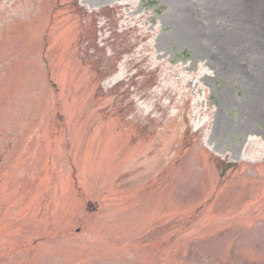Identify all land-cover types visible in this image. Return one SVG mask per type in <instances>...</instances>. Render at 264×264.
Listing matches in <instances>:
<instances>
[{
	"label": "rangeland",
	"instance_id": "obj_1",
	"mask_svg": "<svg viewBox=\"0 0 264 264\" xmlns=\"http://www.w3.org/2000/svg\"><path fill=\"white\" fill-rule=\"evenodd\" d=\"M177 2L0 0V264H264V0Z\"/></svg>",
	"mask_w": 264,
	"mask_h": 264
},
{
	"label": "bare ground",
	"instance_id": "obj_2",
	"mask_svg": "<svg viewBox=\"0 0 264 264\" xmlns=\"http://www.w3.org/2000/svg\"><path fill=\"white\" fill-rule=\"evenodd\" d=\"M172 2L176 7H179L178 12L180 13V16L182 17V21L184 23V24H182V28H183L182 30L184 31V33L187 34L188 38L191 39L190 35H193L195 32H194V27H193L192 23L190 21H188V18H187L188 14L186 13L184 8L182 9V5L179 4L177 2V0H172ZM256 9L257 8L255 7L253 12H256ZM257 16L258 17L264 16V12H262L261 10L260 11L258 10ZM263 20H264V18H263ZM253 34H255V37H247L246 36V40H245V43L243 44V48H242L241 52L244 53L243 55L246 54L247 56L252 57L255 61L259 62L261 66L260 67L258 66L259 67L258 69H259V71H261V69L263 68V65H264V60H263L262 55L259 54V52H261L260 48L256 43L254 44V46H252V47L250 46V41L252 39L257 41L256 31ZM229 35H232V34H229ZM234 71H235V69H234ZM258 75H259V78L256 81L254 87H255V89L258 88L257 90H258V95H259V94H262V92L264 90V72L261 71V73H258ZM258 95L256 94V96H258Z\"/></svg>",
	"mask_w": 264,
	"mask_h": 264
},
{
	"label": "trees",
	"instance_id": "obj_3",
	"mask_svg": "<svg viewBox=\"0 0 264 264\" xmlns=\"http://www.w3.org/2000/svg\"><path fill=\"white\" fill-rule=\"evenodd\" d=\"M150 4H153V1H151V2H149ZM218 162V161H217ZM223 162V161H222ZM219 163H221V162H219ZM229 166H231V164H225V165H222V166H220V168H221V171H224L225 170V168L226 167H229Z\"/></svg>",
	"mask_w": 264,
	"mask_h": 264
}]
</instances>
